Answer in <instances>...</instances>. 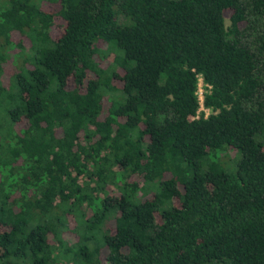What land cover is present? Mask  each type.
<instances>
[{
  "label": "trees",
  "instance_id": "trees-1",
  "mask_svg": "<svg viewBox=\"0 0 264 264\" xmlns=\"http://www.w3.org/2000/svg\"><path fill=\"white\" fill-rule=\"evenodd\" d=\"M263 65L264 0H0V264H264Z\"/></svg>",
  "mask_w": 264,
  "mask_h": 264
},
{
  "label": "built area",
  "instance_id": "built-area-1",
  "mask_svg": "<svg viewBox=\"0 0 264 264\" xmlns=\"http://www.w3.org/2000/svg\"><path fill=\"white\" fill-rule=\"evenodd\" d=\"M203 92H204V84H203V81H202V77L199 76L198 77V87H197V90H196V95H197L200 107H199V110H198L197 113H199L200 111H204L205 115H207L209 109L205 108L203 106V96H204Z\"/></svg>",
  "mask_w": 264,
  "mask_h": 264
},
{
  "label": "rangeland",
  "instance_id": "rangeland-1",
  "mask_svg": "<svg viewBox=\"0 0 264 264\" xmlns=\"http://www.w3.org/2000/svg\"><path fill=\"white\" fill-rule=\"evenodd\" d=\"M225 23H226V25H229V21L226 19L225 20ZM263 68H264V65H263ZM210 112V110H208V113Z\"/></svg>",
  "mask_w": 264,
  "mask_h": 264
}]
</instances>
